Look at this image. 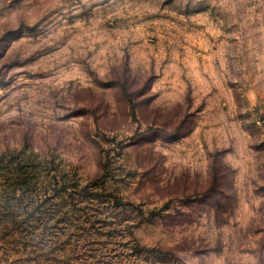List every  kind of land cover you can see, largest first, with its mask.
<instances>
[{
  "label": "rangeland",
  "instance_id": "obj_1",
  "mask_svg": "<svg viewBox=\"0 0 264 264\" xmlns=\"http://www.w3.org/2000/svg\"><path fill=\"white\" fill-rule=\"evenodd\" d=\"M262 12L264 0H0V264H264V125L199 67L214 32L244 38ZM122 75L149 83L137 119L111 86ZM213 158L230 169L204 194Z\"/></svg>",
  "mask_w": 264,
  "mask_h": 264
},
{
  "label": "crops",
  "instance_id": "obj_2",
  "mask_svg": "<svg viewBox=\"0 0 264 264\" xmlns=\"http://www.w3.org/2000/svg\"><path fill=\"white\" fill-rule=\"evenodd\" d=\"M237 20L235 18L230 24H236ZM254 20L255 23L247 27L244 38L243 35H240L241 38L235 36L232 31L227 35L220 29V25L218 28L221 31L214 32L213 42L209 47L203 48L202 56L199 55V67L208 72L204 78L205 85L210 86V81L214 80V89L229 90L231 102H235L237 96H243L245 109L236 113L241 119H249L255 129L262 130L256 125V119L264 118V12L261 21L258 17H254ZM245 22L248 24L249 19L246 18ZM203 41L207 43L206 40ZM237 44L242 47H235ZM226 45L229 48H225ZM213 93L214 98H217L219 91ZM221 104L224 102L221 101ZM1 197L0 186V199Z\"/></svg>",
  "mask_w": 264,
  "mask_h": 264
},
{
  "label": "trees",
  "instance_id": "obj_3",
  "mask_svg": "<svg viewBox=\"0 0 264 264\" xmlns=\"http://www.w3.org/2000/svg\"><path fill=\"white\" fill-rule=\"evenodd\" d=\"M110 83H111V86L116 87L117 90L119 91L120 98L124 101L123 104L130 111V114L133 117V119H137V108H138L140 102L143 100V97H142V99H139L138 95H139V93L145 92L149 88V83L148 84L144 83L140 86L139 85L138 86H136V85L132 86V84L129 83L127 75H122L121 78L120 77L116 78V79L110 81ZM112 84H114V85H112ZM182 120L184 121V118H182ZM261 120L264 123V118H262ZM147 130L155 131V129L152 127H148ZM161 130H162L163 136H172V134L175 133V131L177 130V127H173L171 129H167L166 127H161ZM217 161H218L217 159L213 158V161L209 165V172L212 176V182H211V186L206 191H203L204 194H214L219 189V187L222 185L220 178H221V176L223 177V174H225V171L220 172V168H219L218 164H221L222 161L220 160L219 163ZM223 168L224 169H227V168L230 169L226 164H223ZM17 172H18V176L15 178L16 181H14V185L16 187L15 190H18L22 194H24L25 191L29 189L27 186L29 181L23 180L22 172H20V171H17ZM226 173H227V171H226ZM19 174H21V175H19ZM1 190H2V194H3V188H1ZM194 194H199V193H194ZM191 196L192 195H189L188 198H190ZM14 197H15V195H14ZM8 202H9V198L3 199V197H2V199H0V208H2L5 205L9 206Z\"/></svg>",
  "mask_w": 264,
  "mask_h": 264
},
{
  "label": "built area",
  "instance_id": "obj_4",
  "mask_svg": "<svg viewBox=\"0 0 264 264\" xmlns=\"http://www.w3.org/2000/svg\"><path fill=\"white\" fill-rule=\"evenodd\" d=\"M258 122L261 123V124H264L262 120H259Z\"/></svg>",
  "mask_w": 264,
  "mask_h": 264
}]
</instances>
